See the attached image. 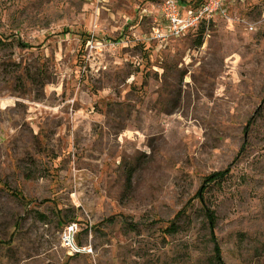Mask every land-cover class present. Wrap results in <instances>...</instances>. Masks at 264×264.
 I'll use <instances>...</instances> for the list:
<instances>
[{
    "label": "rangeland",
    "instance_id": "1",
    "mask_svg": "<svg viewBox=\"0 0 264 264\" xmlns=\"http://www.w3.org/2000/svg\"><path fill=\"white\" fill-rule=\"evenodd\" d=\"M226 1L160 43L161 0H0V264H215L201 189L264 264V0Z\"/></svg>",
    "mask_w": 264,
    "mask_h": 264
},
{
    "label": "built area",
    "instance_id": "2",
    "mask_svg": "<svg viewBox=\"0 0 264 264\" xmlns=\"http://www.w3.org/2000/svg\"><path fill=\"white\" fill-rule=\"evenodd\" d=\"M226 0H203L198 4L182 3L180 0H161V23L153 29L150 40L165 43L185 37L202 25L215 19H229ZM264 19V11H263ZM77 227L70 224L62 236L64 246L74 253L86 250L76 242Z\"/></svg>",
    "mask_w": 264,
    "mask_h": 264
},
{
    "label": "trees",
    "instance_id": "3",
    "mask_svg": "<svg viewBox=\"0 0 264 264\" xmlns=\"http://www.w3.org/2000/svg\"><path fill=\"white\" fill-rule=\"evenodd\" d=\"M203 0H198L197 3H200L202 2ZM197 3H191L189 2V4H197ZM202 39L199 38V41H198V44L201 45L202 44ZM226 175V172H219L215 175V177H211V180H214V179H218V178H221V177H224ZM131 178V174H129L128 176V180H130ZM216 179V180H217ZM203 193H204V189H201L198 194H197V198H199L201 204H203V208H204V214H205V220H206V224H207V228H208V231H209V236H210V241L211 243L213 244V254H214V262L215 264H225L224 261L222 260V255H221V248L219 246V243H218V240L216 238V235H215V226H216V218L214 216V212L209 209L208 207H205L204 206V203H203ZM185 210H183L182 212H180L174 221H172V223H170V228H168V231L167 233H176L179 228L181 229V227L178 225V221L180 218L184 217L185 215ZM3 246V243L0 241V247Z\"/></svg>",
    "mask_w": 264,
    "mask_h": 264
}]
</instances>
